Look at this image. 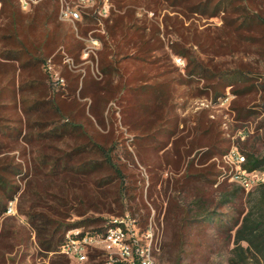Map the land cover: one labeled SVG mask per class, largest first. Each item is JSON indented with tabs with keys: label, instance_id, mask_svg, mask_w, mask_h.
<instances>
[{
	"label": "rangeland",
	"instance_id": "374dc122",
	"mask_svg": "<svg viewBox=\"0 0 264 264\" xmlns=\"http://www.w3.org/2000/svg\"><path fill=\"white\" fill-rule=\"evenodd\" d=\"M199 2L35 0L23 10L15 0L19 38L49 46L34 67L27 57H0V172L8 184L0 188V264H114L118 250L105 243L88 245L78 262L56 241L96 236L116 222L143 245L152 239L161 264H262L235 237L264 183L263 169L246 167L251 156L264 158V0H210L206 13L194 9ZM4 8L0 38L8 34ZM127 25L136 39H150L146 55L125 43ZM19 52L17 41L0 40V56ZM102 60L118 72L103 75ZM93 81H111L118 92L95 100ZM162 100L164 122L146 132L126 125L124 107L152 110ZM92 108L105 120L95 123L98 138L117 139L120 180L107 163L77 173L104 160L72 156L86 141L76 134L91 129L72 133L70 124L95 122ZM253 173L261 180L243 187L238 176Z\"/></svg>",
	"mask_w": 264,
	"mask_h": 264
},
{
	"label": "trees",
	"instance_id": "16d2710c",
	"mask_svg": "<svg viewBox=\"0 0 264 264\" xmlns=\"http://www.w3.org/2000/svg\"><path fill=\"white\" fill-rule=\"evenodd\" d=\"M208 1L210 0H201L197 4V7L194 8L197 11H202L203 13H206L209 9ZM225 2L226 0H222ZM0 2L3 3V6L5 7L3 9L4 12H7V26H5L4 30L8 31V34L5 36H2L0 38L1 41H4L5 39H9L12 41H17V44L19 47L22 49V52H19L18 55L12 56L10 54L4 55L1 54V58L5 60H17L21 61L24 57L28 58L27 62V67L28 65H37L40 62H43L45 59V54H46V47H48V41L49 40H43L39 42H33L27 41V40H21L20 37V27L24 26L22 23V18H19L16 10V5H15V0H0ZM220 5L217 4L214 11H217L220 9ZM7 10V11H6ZM132 29L131 25H127L126 30L124 31V36L125 40L124 42L130 47L134 49V47H138L136 52L141 53V54H147L148 52L151 51V44H150V39L145 38V34H142L141 36L138 37V39L135 38L136 32L133 34L130 32ZM140 29L137 30L139 32ZM131 35V36H130ZM128 38V39H127ZM131 49V48H130ZM65 50L67 51L68 54L72 55L73 52L75 51V48L69 47L68 45H65ZM46 60V59H45ZM102 74L107 75L111 77L114 73L118 72V68H113V65L107 64L105 60H102ZM34 67V66H31ZM1 71V69H0ZM123 77V75H121ZM129 77L125 78V81L127 82ZM90 80H93L92 78ZM95 87L97 86V90L92 94L93 99H99V101H107V98L104 96H100V91H104V93H107L108 95L116 94L117 87L113 88L111 86V81H109L108 86H102L101 84H98L99 82L93 81ZM98 84V85H97ZM88 86H83L82 91L85 92ZM111 87V88H110ZM122 89L126 90V93H129V95H134L136 98V101L141 97V94L138 93V88H127L126 84L123 85ZM163 92V91H162ZM163 95V96H162ZM161 96L164 97L166 100L170 97L169 93L163 92ZM114 96V95H113ZM132 96H129L128 102L130 103L132 100ZM158 99V98H157ZM160 100L159 99L156 101ZM166 100H162V105H158L154 107L152 110H149L148 106H144V109L141 108L140 104L136 106L133 104H130L126 106V108H123L124 111V121L126 125L130 126L131 128L139 131H150L153 126H155V123L160 124L164 122V110H165V104H167ZM155 102V101H154ZM155 106V105H154ZM152 107V105L150 106ZM91 112V115L93 116L94 121H92L90 118H86V123H77L75 124L74 121L71 125V132L74 133L75 131H78L79 129H84L83 127H86L87 125L91 129V133L89 134L88 132L85 131H79L76 136L80 137L79 135L85 137L86 135V141L83 142L82 145H80L74 153H72V156L77 157L81 153H92L95 156H103L104 160L101 162L99 158L93 159L87 163H84L83 166L80 168L82 170H78L77 173H84L85 175L89 172H94L100 167L106 165L109 167H112V169L115 171L116 176L115 178L120 180V170L119 168L113 163V158H112V153L113 151H116L118 148V142L117 139L114 137L111 139V141L106 142L100 140L98 138L97 134L99 131L95 128V123L97 126H103L105 124V120L101 117V114L96 112L97 109ZM130 111V116L129 112ZM146 111V113H144ZM155 116V118L153 116ZM132 117H134L132 119ZM137 117V118H136ZM87 128V127H86ZM66 129V128H65ZM70 132V133H71ZM248 162V169L250 170H255V169H263L264 170V158H256L254 156H251L249 158ZM121 183V182H120ZM123 183H121L122 186ZM261 189L258 191L257 196L253 197V204L251 206V209L248 211V213L244 216L243 221L238 228L236 232V237H235V242L238 246V249H243L241 246L243 242L247 243V249L251 252V254L256 258V260L261 261L262 264H264V183H261ZM0 188L4 189L7 191L8 189V184L5 181V176L0 172ZM115 201V200H114ZM106 202V201H105ZM119 205V203L117 202ZM105 205V204H104ZM5 212V205L3 200L0 198V216L2 213ZM144 218H143V224H144ZM141 223V222H139ZM69 230V228H68ZM82 235H74V237H81ZM67 239L63 238L59 239L56 241V244H64ZM46 244L43 242V245L50 250L53 246V239L49 240L47 239ZM156 257V256H155ZM157 259V258H156ZM158 260V259H157ZM159 261V260H158ZM263 261V262H262ZM160 262V261H159ZM161 263V262H160Z\"/></svg>",
	"mask_w": 264,
	"mask_h": 264
},
{
	"label": "built area",
	"instance_id": "2783aa9c",
	"mask_svg": "<svg viewBox=\"0 0 264 264\" xmlns=\"http://www.w3.org/2000/svg\"><path fill=\"white\" fill-rule=\"evenodd\" d=\"M35 0H18L20 7L23 10L30 8L32 2ZM73 17H79L77 11H72ZM239 161H245V156L233 154ZM241 184L245 188H250L255 183L261 180L258 174H242L238 176ZM136 223V220H134ZM149 235V231H147ZM133 232L128 226L122 227L121 222H116L103 232L96 236L84 237H69L63 244V251L70 258L78 262H84L88 258V245L97 243H105L108 248H116L120 259L114 264H161L152 252V239L147 241L144 245L132 239ZM111 264V263H110Z\"/></svg>",
	"mask_w": 264,
	"mask_h": 264
}]
</instances>
